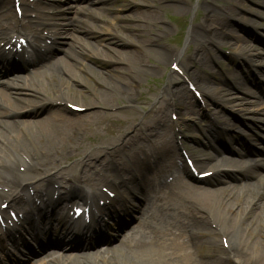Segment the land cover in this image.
Returning <instances> with one entry per match:
<instances>
[{
	"label": "bare ground",
	"instance_id": "obj_1",
	"mask_svg": "<svg viewBox=\"0 0 264 264\" xmlns=\"http://www.w3.org/2000/svg\"><path fill=\"white\" fill-rule=\"evenodd\" d=\"M54 1L61 0H20L22 17L19 19L15 12V15L12 13L10 0H0V8H5L0 18V42L10 44L8 50L0 48L1 62L8 63L9 66V62H15L14 57L18 56L23 63L18 51H13L19 37L26 38L33 57L40 54L37 40L54 41L60 38L65 56L72 61H64L62 66L61 59H56L43 65L36 71V75L41 77L36 83L25 78L16 82L22 76L8 81L12 98L18 103L10 101L7 109L0 111V171L5 174L0 175V213L14 211L25 205H35L39 211L44 208L45 211H52L57 204L72 207L74 202L86 206L94 201L99 184L108 183L107 189L113 192L133 182L145 204L154 201L157 208L167 215V221L161 231L158 229V224H162L163 220L160 213L142 211L141 216H147V223L141 227H133L130 234L123 235L112 247L80 254L49 252L30 264H264V174L247 168L244 172L251 174L255 181L240 185L224 184L226 181L219 177L225 167L219 158L221 149L212 144L208 134L202 133L205 138L203 141L197 134L188 135L186 128L177 126V122H170L167 119L166 105L155 110L152 124L142 125V122H138V127L132 134L128 131L123 134L116 132V136L111 139L95 138L91 142L92 146L87 147L80 143L83 136L89 137L88 133L93 132L94 127L101 125L106 118L101 109L114 107L119 103L113 93H121L123 101L132 102L131 86L141 74L131 67L145 65L143 51H153L163 62L177 63V54L162 45L159 34L155 33L157 38L152 35L147 40L138 38L156 31L154 26L159 19L154 7L157 3L161 4L162 0H139L135 6H144L145 9H140L130 17L135 23L118 28L110 23L109 27L116 28L115 30L104 28L110 37H107V41L105 38L100 40H105V46L111 55L102 52L103 58L109 59L114 66L101 78L102 88L95 89L88 81L91 71L84 68L82 63L83 56L88 55L82 44L84 40L73 35L71 31L75 27H71L68 21H63V8L42 14L45 5ZM205 1L208 5L209 1ZM13 4L12 0L14 8ZM261 5L264 6V2ZM176 6L183 10L188 8L182 0ZM213 12L214 7L207 8L203 25L190 31V36L194 39L198 37L201 42L195 54L187 58L193 66H202L208 56L211 57L210 53L205 56L202 54L207 44L232 46L246 42L241 35L228 29V20L235 14L228 13V18L223 19ZM213 23L217 25H212ZM122 27L131 35L123 32ZM95 28V25L86 21L87 31L96 32ZM43 31L46 32L45 35ZM167 31L166 27L162 30L163 38L168 34ZM12 39L16 40L11 43ZM237 49L241 57L251 51L247 46L241 45ZM185 68L187 76L195 79V82H191L194 91H201L205 96L214 94L220 101L229 100L224 96V89L215 87L208 90L204 77H195L188 65ZM58 70L67 73L71 82L63 79ZM147 70L155 72L154 69ZM75 84L86 88H79L74 93L71 86ZM167 89L172 113L180 117L196 115L198 109L194 106V91L191 93L184 86L172 89L170 84ZM239 90L253 94L246 88L239 87ZM2 99L8 100V97L3 95ZM147 99L148 96H145L143 102H147ZM19 104L25 106L18 109ZM72 106L83 110L81 113L73 112ZM26 107L32 110L28 112L45 110V113L39 118L16 119L17 111ZM253 112L264 116L262 109ZM250 118V123L255 128L264 127L263 117ZM136 119L131 114L123 128H133L132 123ZM213 128L214 126L207 127L205 131L224 135L223 130H212ZM79 134L81 136L78 137ZM175 135H181V138L177 139ZM230 139V142L237 141L234 137ZM129 145L128 151H124L123 148ZM208 146L216 154L201 157L198 152ZM180 148L191 153L196 167H207L208 171H212L211 176L197 180L187 166L181 167L182 174L187 179L175 175L172 167L175 166L174 158ZM233 151L243 156L242 148H233ZM122 155L126 158L123 159ZM238 163L240 166L248 164L246 161ZM156 165L159 167L154 170ZM110 176L113 178L107 182ZM170 176L171 180L166 181L165 178ZM193 181H207L210 186L215 181L212 187L221 186L212 189L196 185ZM3 204L6 208H3ZM124 206L125 213L137 209L135 204L128 206L125 203ZM219 210L221 212L218 214ZM25 212L27 219L30 216H27L28 211ZM111 228V225H107L104 230L108 232ZM94 232V228H88L81 234L87 238L88 234ZM32 233L50 237L48 231L34 229ZM59 233L63 235V239L71 236L63 232V228ZM115 251L121 258L117 254L115 258L111 256ZM195 252L199 253L198 258L194 256Z\"/></svg>",
	"mask_w": 264,
	"mask_h": 264
},
{
	"label": "rangeland",
	"instance_id": "obj_2",
	"mask_svg": "<svg viewBox=\"0 0 264 264\" xmlns=\"http://www.w3.org/2000/svg\"><path fill=\"white\" fill-rule=\"evenodd\" d=\"M11 1V0H10ZM139 0H61V8H63L62 15L65 16L64 22H69L71 27H75L71 33L78 38H82V42L86 53L89 55L83 56L82 63L84 68H88L91 71V74L88 75V81L90 86L95 88H102L100 80L102 77L106 76V72L111 67L114 66L109 59L103 58V53L111 55V52L105 46V40L107 37H110L104 28H108L109 24H113L118 28V26L128 25L135 23V20H131L130 17L134 16L140 9H145L144 6L136 7V3ZM179 0H162V3H157L154 7L158 15L159 22L155 24L154 29L156 30L152 34H147L141 37H138L140 40H147L152 35L157 38L156 34L160 35V42L162 45L174 50L178 56V66L180 68V73L174 72L170 69V63L163 62L153 53V51H143L145 58L144 66H134L131 67L133 71L141 74L135 78V82L131 86V97L132 102L127 103L123 101V95L121 93H113V97L118 100V104L114 107L101 109L102 114L106 116L101 125L94 127V131L88 133L89 137L83 136L80 141L81 145L87 147L92 146V141L95 138L102 140L111 139L116 136V132H121L122 134L126 131L131 134L135 132V129L138 127V122L143 124H152L151 116L155 115V110L158 106L166 105L167 108V118L169 121H176L179 126L185 125L188 134H197L202 139L201 129L199 127H205L208 122L213 119L216 120V126L228 127L234 130L233 133L239 134L244 140L249 144V149L252 151L250 157L254 160H260L264 158L261 153L264 152V133L261 132L262 136H257L251 130V126L246 122L247 118L254 114L255 110L264 111V0H208L207 5L205 0H182L184 4L187 5V9L183 10L176 6ZM54 4L56 1L53 2ZM11 10H12V4ZM68 6V7H67ZM45 7L50 13L49 4H46ZM215 8V13L219 17L224 19L228 18V13L235 14L234 17L228 20V29L232 32L241 35L245 39V43H235L232 46L222 44L221 46H215L213 44H207L204 47L202 54L205 56L207 53L210 58L206 59L205 63L200 66H191L190 71L194 73L195 77H204L207 81L208 90L213 88H222L225 91V97L229 100L219 101L213 95L209 96H196L197 102L195 103V109H198L196 115L192 116H182L181 118L177 115L172 114V106L170 103V94L168 93V85H171L172 89L179 87H187V84L184 78H188L190 81L195 79L191 76L185 74V66L189 64L187 58L195 54V50L201 46V42L196 37L195 39L190 36V31L193 28H198V25H203V20L205 18L206 9ZM13 12V10H12ZM45 13V12H42ZM14 14V12H13ZM127 17V18H126ZM86 21H89L92 25L96 26V32H90L86 30ZM108 22V23H105ZM205 24V23H204ZM212 25H217L213 23ZM153 26V25H152ZM167 28L166 37L163 38L164 34L162 30ZM116 28H110L115 30ZM121 30L125 33L131 35L128 30L123 27ZM132 37V36H131ZM136 37V36H134ZM105 40H100L104 39ZM163 38V39H162ZM71 40L70 38H66ZM162 39V40H161ZM202 40V39H201ZM107 41V40H106ZM104 43V45L102 44ZM40 44V43H38ZM247 46L251 49L248 53V57L241 58L238 55V46ZM103 52V53H102ZM50 56L53 60L61 59L60 65L69 61L72 62L70 57H66L63 54V45L60 41H57L51 48ZM26 55V60H28ZM180 61L183 64L179 63ZM251 61L252 63H248ZM45 60H37V63L34 65L26 66V69H14L6 72L3 78H11L14 74L22 76L21 79H17L16 82H20L23 79H29L31 83H36V80H40V76L36 74H31V71L38 67L41 63H44ZM248 63V64H247ZM63 66V65H62ZM154 69L155 72H151L147 69ZM59 71V75L70 81V77L67 73ZM73 72L72 70L70 71ZM33 73V72H32ZM226 84V85H225ZM72 91L77 93V89L86 88V86H71ZM236 87L246 88L251 90L255 96H249L244 92H241L236 89ZM188 88V87H187ZM227 90V91H226ZM192 93V92H191ZM8 97V100H4L3 95ZM201 95V94H200ZM148 96L147 102L143 104L144 97ZM162 98L168 100L165 104L162 102ZM7 99V98H6ZM231 100V101H230ZM10 101L18 103L12 98L11 89L4 85H0V102L7 105ZM207 107L205 106V103ZM230 101V102H228ZM28 105V104H27ZM25 106L24 104H19L17 108ZM28 108V107H26ZM29 109V108H28ZM83 108L80 111H74L81 113ZM154 110V112H152ZM21 111L17 116L19 120H28L41 117L45 110H39L38 112H29ZM131 114H134L137 119L132 123L133 128L124 129L123 126L125 121L131 118ZM218 118H221L223 124H220ZM234 124V126H232ZM18 132L16 129H14ZM81 134L78 135V137ZM135 140L132 141L135 142ZM221 143L224 142L223 139H220ZM128 147L123 148L124 151H128ZM227 149V145L224 146ZM226 149L222 150L221 157L225 169L222 173L219 174V177L224 179L226 183L231 185H240L247 181H252L250 176H244L237 173L238 170L247 169L246 166H235V163H238L234 154L228 153ZM148 153V152H147ZM199 154L204 155H213L211 149L204 150ZM180 157V156H178ZM122 158L125 159L126 156L122 155ZM223 158H235L234 160L227 161ZM179 158L176 159L178 161ZM234 163H233V162ZM227 162H231V166L228 167ZM227 165V166H226ZM251 165V164H250ZM251 165L254 167V170L257 173L264 174V166L261 164ZM157 167V166H156ZM21 169V168H20ZM199 171H204V168H198ZM0 175H5L0 171ZM215 183V181H214ZM213 183V185H214ZM198 184V183H196ZM130 189H134V185L128 184ZM204 187L218 188L221 185H209L206 182L199 183ZM220 193V192H219ZM131 194V193H130ZM126 196L129 195L128 191L125 193ZM219 195V194H218ZM130 199V198H129ZM131 203V200H130ZM221 210L218 211V214ZM138 217L134 218L133 215H129L126 218V221L123 222L120 230L115 234V236L96 239L92 243H89L87 246L82 244L74 245L73 247L68 248L66 253H75L80 254L83 252H94L100 250V248L111 247L119 241L121 235L125 234L130 228L138 223ZM240 227L238 228V232ZM59 252V251H57ZM120 254L115 251L111 255L115 258V255ZM38 256L39 257H43ZM195 257H199V253H194ZM120 258H116L119 259ZM36 258H25L23 261H26L24 264H30L32 260Z\"/></svg>",
	"mask_w": 264,
	"mask_h": 264
}]
</instances>
